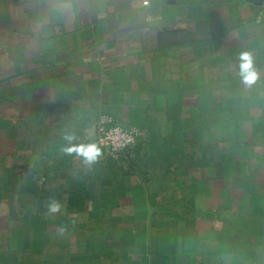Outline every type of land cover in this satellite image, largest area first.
Masks as SVG:
<instances>
[{"label":"crops","instance_id":"crops-1","mask_svg":"<svg viewBox=\"0 0 264 264\" xmlns=\"http://www.w3.org/2000/svg\"><path fill=\"white\" fill-rule=\"evenodd\" d=\"M263 2L0 0V264H264Z\"/></svg>","mask_w":264,"mask_h":264},{"label":"built area","instance_id":"built-area-1","mask_svg":"<svg viewBox=\"0 0 264 264\" xmlns=\"http://www.w3.org/2000/svg\"><path fill=\"white\" fill-rule=\"evenodd\" d=\"M148 4V1L144 2ZM257 23H264V2L255 15ZM96 144L110 155H119L131 151L138 142L139 132L136 128L122 125L113 115L102 114L97 122Z\"/></svg>","mask_w":264,"mask_h":264},{"label":"clouds","instance_id":"clouds-1","mask_svg":"<svg viewBox=\"0 0 264 264\" xmlns=\"http://www.w3.org/2000/svg\"><path fill=\"white\" fill-rule=\"evenodd\" d=\"M238 75L241 82L249 87L254 85L260 79V70L256 67L253 55L249 51L241 52L239 55V70ZM64 139L69 142V146L62 150L71 155L75 153L77 156L82 157L87 165H91L98 160L101 156V148L96 143L87 144H74L72 141L76 139L75 134L67 132ZM62 205L55 199H51L47 204L48 214H56L61 211ZM65 229L61 227L59 232L63 234Z\"/></svg>","mask_w":264,"mask_h":264},{"label":"water","instance_id":"water-1","mask_svg":"<svg viewBox=\"0 0 264 264\" xmlns=\"http://www.w3.org/2000/svg\"><path fill=\"white\" fill-rule=\"evenodd\" d=\"M264 0H260V2H263ZM94 140H97L98 136H97V129L96 126L94 127Z\"/></svg>","mask_w":264,"mask_h":264}]
</instances>
